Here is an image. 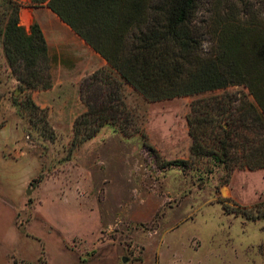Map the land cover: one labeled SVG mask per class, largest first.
Here are the masks:
<instances>
[{"label":"rangeland","instance_id":"obj_1","mask_svg":"<svg viewBox=\"0 0 264 264\" xmlns=\"http://www.w3.org/2000/svg\"><path fill=\"white\" fill-rule=\"evenodd\" d=\"M13 1L19 10L27 3ZM229 5L242 25L258 28L264 19L258 0H201L193 22L204 50L216 43ZM9 13L0 1V264H264V168L227 174L190 151L187 116L209 96L236 97L235 117L248 127L242 141L263 138L243 85L148 101L108 63L65 71L56 53L24 58L4 40ZM94 73L106 91H119L129 134L105 124L71 150L74 121L88 108L77 95ZM171 159L188 165L160 166Z\"/></svg>","mask_w":264,"mask_h":264},{"label":"trees","instance_id":"obj_2","mask_svg":"<svg viewBox=\"0 0 264 264\" xmlns=\"http://www.w3.org/2000/svg\"><path fill=\"white\" fill-rule=\"evenodd\" d=\"M0 1L7 10H12L5 14L8 16L3 30L6 44H12L24 58L37 53L46 57L47 45L40 26L33 22L27 32L19 24L15 2ZM30 1L33 6H48L148 101L243 85L252 97L248 101L249 110L261 123L257 129L264 134V30L259 24L264 19L258 21V28L251 20L242 25L234 7L229 5L228 17L215 35L216 43L204 50V34L193 22L201 0ZM258 1L260 8H264V0ZM30 62L32 66L33 59ZM91 75L80 87L88 108L74 121L71 150L95 136L105 124L124 136L129 134L128 123L124 125L119 119V108L115 105L117 101L121 103L119 91H106L100 86L98 74ZM92 87L100 90L98 98L90 95ZM243 97L247 98L245 94ZM235 98L223 94L198 100L187 116L191 154L210 156L216 164L225 167L227 174L235 168H264V136L257 144L242 141L245 138L240 132L248 127L235 117L234 112L240 109L234 103ZM47 137L52 139L53 132ZM148 148L158 158L156 149L151 145ZM159 164L184 167L188 160H160ZM259 204L264 207V201ZM263 216L264 212L257 217Z\"/></svg>","mask_w":264,"mask_h":264},{"label":"crops","instance_id":"obj_3","mask_svg":"<svg viewBox=\"0 0 264 264\" xmlns=\"http://www.w3.org/2000/svg\"><path fill=\"white\" fill-rule=\"evenodd\" d=\"M26 1L27 3L21 6L19 10L20 22L26 31H29L33 22H36L40 26L46 41L47 52L49 54L56 53L58 55V60L62 56L61 59L64 61L63 65H65V68L63 69L62 64H58V68L68 71V67L71 66L70 68H75L79 66V64H82L85 65L86 69L89 66V71H94L99 67L107 65L106 60L86 44L83 39L51 11L48 6H33L30 0ZM82 77L74 78L73 81H66V84L78 85ZM68 89L70 88L68 87ZM61 95V98L68 97V90L61 93ZM77 98L80 99V94L77 95Z\"/></svg>","mask_w":264,"mask_h":264},{"label":"water","instance_id":"obj_4","mask_svg":"<svg viewBox=\"0 0 264 264\" xmlns=\"http://www.w3.org/2000/svg\"><path fill=\"white\" fill-rule=\"evenodd\" d=\"M28 192V191H27ZM123 260H125V258H123Z\"/></svg>","mask_w":264,"mask_h":264}]
</instances>
